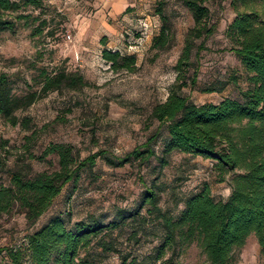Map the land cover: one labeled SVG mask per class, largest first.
Returning <instances> with one entry per match:
<instances>
[{
  "label": "rangeland",
  "instance_id": "1",
  "mask_svg": "<svg viewBox=\"0 0 264 264\" xmlns=\"http://www.w3.org/2000/svg\"><path fill=\"white\" fill-rule=\"evenodd\" d=\"M95 0H44L41 9H25L17 14L26 16L15 21L11 31L0 33V72L7 75L15 96L39 89L42 72L52 74L57 69L82 76L86 85L77 90L49 92L33 104L16 113L26 118L28 129L10 126L0 121V140L6 141L2 154L4 167L0 171V186L9 183V172L18 170L27 177L57 169L55 155H43L50 144L71 146L77 159L103 152L110 158H120L142 146L148 139L157 157L166 133L157 131L158 123L149 117L151 108L163 102L174 83V66L181 54L184 39L193 26L190 12L177 0H129L120 16L106 22L114 29L110 33L91 28L79 33V26L98 9ZM205 5L209 24L216 23L213 34L202 40L193 39L190 54L192 66L186 73L187 86L181 94L200 105L217 103L221 99L238 98L249 87L248 74L225 34L236 15L232 0H212ZM166 16L173 30L170 47L152 50L151 41L159 32L160 19L156 10ZM128 36H127V35ZM70 35V40L65 39ZM105 48L121 54H133V72H111L100 56ZM200 47V48H199ZM195 77L194 86H190ZM156 135V137H152ZM30 137L29 140L26 138ZM162 164L157 158L148 162L131 161L122 167H110L102 156L95 158L90 168L81 169L72 182L65 184L49 209L33 226H29L21 210L13 207L0 217V248L19 244L27 233L60 215L68 227L79 220H94L107 224L114 220L118 209L133 211L145 185L162 184L159 207L176 218L182 199L206 183L215 199H225L230 192L234 174H219L209 159L172 152ZM140 220L104 236L112 245L103 257L98 238L79 252L85 264H117L120 255L151 260L163 238L160 221L146 209L139 211ZM4 252L0 253V259ZM204 255L195 243L174 244L164 248L155 264H204ZM233 264H264L253 235L234 252Z\"/></svg>",
  "mask_w": 264,
  "mask_h": 264
},
{
  "label": "trees",
  "instance_id": "2",
  "mask_svg": "<svg viewBox=\"0 0 264 264\" xmlns=\"http://www.w3.org/2000/svg\"><path fill=\"white\" fill-rule=\"evenodd\" d=\"M177 1L190 12L193 26L186 34L174 66L175 81L165 100L155 104L149 114L150 119L158 123L157 131L163 128L166 133L161 156L157 157L150 146L154 138L120 158H110L100 151L77 159L71 146L50 144L43 155H55L57 169L31 177L18 170L10 171L8 185L0 186V217L16 206L26 223L33 226L58 197L62 187L72 182L81 169L92 167L99 155L106 165L115 168L131 161L145 163L150 158H157L165 164L164 158L172 152L209 159L219 174L238 172L231 179L227 197L215 199L208 184L203 183L183 197L182 208L173 218L159 207L164 187L152 182L144 186L133 211L118 209L114 220L107 224L79 220L68 227L60 215L52 216L27 233L21 243L0 248V253L4 252L0 264H85L79 258V252L97 238L101 255L105 257L114 250L104 236L138 220L145 224V216H139V211L144 208L148 215H155L163 229L155 257L147 260L125 254L120 255L117 264H155L162 257L164 248L176 241L195 243L204 255V264H233L234 252L249 235L254 236L260 252L264 253V0H232L236 15L225 30L231 44L229 51L238 57L249 75V87L240 91L238 98L226 97L217 103L200 105L184 97L181 89L187 86L186 73L192 66L193 39L202 37L203 40L215 31L216 23L209 24L205 5L212 0ZM43 2L0 0V33L13 30L15 21L26 17L17 14L19 11L27 8L39 10ZM156 14L160 28L152 38L150 48L165 51L171 45L173 30L160 9ZM105 42L106 38L102 37L100 56L111 72H133L136 69L133 54L109 50L104 47ZM194 84L193 75L189 85ZM85 85L82 76L57 69L52 74L42 72L37 91L15 96L7 75L0 72V121L28 129V120L19 119L18 111L49 92L72 91ZM6 149V141L0 140V171L4 167L2 154Z\"/></svg>",
  "mask_w": 264,
  "mask_h": 264
},
{
  "label": "crops",
  "instance_id": "3",
  "mask_svg": "<svg viewBox=\"0 0 264 264\" xmlns=\"http://www.w3.org/2000/svg\"><path fill=\"white\" fill-rule=\"evenodd\" d=\"M98 8L92 15V20H86L79 26V33H84L86 30L91 28H98L110 33L114 29L106 22L105 11L110 9L107 12L109 19H114L116 16H120L127 5H129V0H95L94 2Z\"/></svg>",
  "mask_w": 264,
  "mask_h": 264
},
{
  "label": "built area",
  "instance_id": "4",
  "mask_svg": "<svg viewBox=\"0 0 264 264\" xmlns=\"http://www.w3.org/2000/svg\"><path fill=\"white\" fill-rule=\"evenodd\" d=\"M65 39L70 40V35H66Z\"/></svg>",
  "mask_w": 264,
  "mask_h": 264
}]
</instances>
